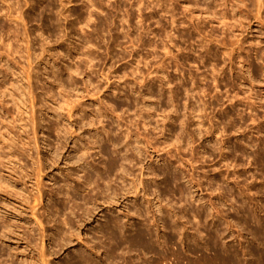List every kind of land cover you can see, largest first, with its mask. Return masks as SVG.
I'll list each match as a JSON object with an SVG mask.
<instances>
[{
  "label": "rangeland",
  "instance_id": "rangeland-1",
  "mask_svg": "<svg viewBox=\"0 0 264 264\" xmlns=\"http://www.w3.org/2000/svg\"><path fill=\"white\" fill-rule=\"evenodd\" d=\"M0 53V264L258 263L264 0H0Z\"/></svg>",
  "mask_w": 264,
  "mask_h": 264
},
{
  "label": "bare ground",
  "instance_id": "bare-ground-1",
  "mask_svg": "<svg viewBox=\"0 0 264 264\" xmlns=\"http://www.w3.org/2000/svg\"><path fill=\"white\" fill-rule=\"evenodd\" d=\"M259 2V1H258ZM18 6V5H17ZM14 9V8H13ZM13 9H11V10H13ZM16 11H17V9H16ZM15 11V12H16ZM18 12H20V10H18ZM19 14V13H18ZM12 14H10V16H11ZM16 15V14H15ZM18 16V15H17ZM223 16V15H222ZM16 17V16H15ZM11 18V17H10ZM23 19V18H22ZM14 21V20H13ZM22 25V24H21ZM19 26V25H18ZM17 27V26H16ZM16 27H14V28H16ZM24 30V29H23ZM16 31V30H15ZM24 32H25V30H24ZM15 34V33H14ZM23 34V33H22ZM18 37V36H17ZM16 37V38H17ZM22 39V38H21ZM24 39V38H23ZM25 40V39H24ZM17 41V40H16ZM8 42V41H7ZM21 42V41H20ZM19 42V43H20ZM27 42V41H26ZM6 44V43H5ZM9 44V43H8ZM29 44V43H28ZM9 46V45H8ZM20 46V45H19ZM11 47V46H10ZM9 47V49H11V53H12V48L14 47H12V48H10ZM7 48V47H6ZM6 50H8V48L6 49ZM5 51V50H4ZM16 51H17V49H16ZM7 52H9V51H7ZM6 51H5V54L7 53ZM9 52V53H10ZM13 52H14V50H13ZM18 52V51H17ZM27 52V51H26ZM15 53V52H14ZM0 56H1V53H0ZM7 56V55H6ZM2 57V56H1ZM28 58V57H27ZM3 62V61H2ZM31 67V66H30ZM29 68V67H28ZM27 68V69H28ZM29 70V69H28ZM30 71V70H29ZM28 71V72H29ZM28 77V76H27ZM14 78H16V77H14ZM5 79V78H4ZM30 80V79H29ZM16 84V83H15ZM14 85V84H13ZM29 85V84H28ZM11 86V85H10ZM12 87V86H11ZM27 87V86H26ZM3 88V87H2ZM14 88V87H13ZM3 90H5V89H3ZM29 90V89H28ZM6 92V91H5ZM4 92V93H5ZM9 92V91H8ZM3 93V92H2ZM26 93V92H25ZM32 94V93H31ZM10 95L13 97V95H12V93H10ZM7 96V95H6ZM32 96V95H31ZM35 97V96H34ZM14 98V97H13ZM15 99V98H14ZM19 99V98H18ZM64 99H65V97H64ZM29 100H31V99H29ZM19 102V101H18ZM32 102H33V100H32ZM15 103H16V101H15ZM14 103V105L13 106H15L16 108H18L17 110H18V113H19V107H18V104H15ZM20 103V102H19ZM71 103V102H70ZM69 103V104H70ZM11 104V103H10ZM13 104V103H12ZM66 104H68V103H66ZM66 104H65V106H66ZM68 104V106H70ZM3 105V104H2ZM19 106H20V104H19ZM34 105H32V107H33ZM61 106V105H60ZM67 106V107H68ZM3 107H4V105H3ZM12 107V106H11ZM76 108V107H75ZM60 109H61V107H60ZM68 109V108H67ZM6 110V109H5ZM4 110V111H5ZM70 110H72V108H70L69 107V111ZM10 111V110H9ZM16 111V110H15ZM6 112L8 113V111L6 110ZM75 112V111H74ZM14 113V112H13ZM16 113V112H15ZM70 113V112H69ZM6 114V113H5ZM10 116L12 115V113L10 114V113H8ZM17 114V113H16ZM103 114V113H102ZM14 115V114H13ZM20 115V114H19ZM80 115V114H79ZM18 116V115H17ZM77 116V115H76ZM5 117V116H4ZM12 117V116H11ZM13 118V117H12ZM5 120V119H4ZM32 120V119H31ZM22 122V121H21ZM31 122V121H30ZM1 134V133H0ZM127 136V135H126ZM18 139V138H17ZM19 140H21V138L19 139ZM26 141V140H25ZM3 143H5V142H3ZM117 143V142H116ZM0 147H1V149H2V147L3 146H1L0 145ZM83 147V146H82ZM9 148V147H8ZM89 148V147H88ZM11 150V149H10ZM83 152H85L84 150H83ZM88 152V151H87ZM82 155H83V153H82ZM85 155V154H84ZM82 159V157L80 158V160ZM112 160H114L113 158H112ZM111 161V160H110ZM113 163V162H112ZM114 164V163H113ZM39 165V164H38ZM113 166V165H112ZM38 167V166H37ZM114 167V166H113ZM37 169V168H36ZM109 170V169H108ZM40 171V170H39ZM43 170H41V172H42ZM37 172V171H36ZM40 172H38V174H39ZM172 178H173V176H172ZM171 178V179H172ZM177 179V178H176ZM176 179H174V181H176ZM36 180V179H35ZM172 181H173V179H172ZM173 181V183H175ZM41 182V181H40ZM169 182V181H168ZM171 182V181H170ZM169 182V183H170ZM175 184H177V183H175ZM37 185H39V184H37ZM40 187V186H39ZM38 188V187H37ZM36 189V188H35ZM180 191H181V189H179ZM179 191V192H180ZM41 193V192H40ZM36 196V195H35ZM40 196V195H39ZM33 197H34V195H33ZM35 198V201H37V199L39 198H37V197H34ZM25 200V199H24ZM40 200V199H39ZM25 202V201H24ZM33 203H35V202H33ZM36 203H38V201L36 202ZM39 204V203H38ZM33 205H35V204H33ZM30 206V205H29ZM32 207V206H31ZM34 208H36V207H34ZM158 208V207H157ZM32 209H33V207H32ZM36 210V209H35ZM33 214H34V212H33ZM38 216V215H37ZM36 215H34V217H37ZM206 218V217H205ZM37 220H39L38 218H37ZM3 223V222H2ZM7 222H5V224H6ZM114 223V222H113ZM116 224V223H115ZM40 225V224H39ZM42 225V224H41ZM119 225V224H118ZM174 225V224H173ZM117 226V225H116ZM175 226V225H174ZM173 226V227H174ZM5 227V226H4ZM3 227V228H4ZM113 227H115V226H113ZM2 228V227H1ZM0 228V229H1ZM123 228V227H122ZM175 228V227H174ZM173 228V229H174ZM177 228V227H176ZM214 229V228H213ZM6 230H7V228H6ZM44 230V229H43ZM175 230V229H174ZM178 230V229H177ZM5 231V230H4ZM8 231V230H7ZM216 231H217V229H216ZM215 231V232H216ZM147 232V231H146ZM146 232H144V233H146ZM3 233V232H2ZM111 233V232H110ZM219 234V232H216V234ZM42 234V233H41ZM149 234V233H148ZM215 234V233H214ZM112 235H114L113 233H111V238H112ZM139 234H137L136 236H138ZM150 235V234H149ZM148 235V236H149ZM110 236V235H109ZM213 236H215V235H213ZM122 237V236H121ZM121 237L119 238V239H121ZM111 238H109V239H111ZM149 238V237H148ZM148 238H147V235L146 234H140L138 237H137V241H136V239H135V241L137 242V244L138 243H141V245H147V244H149V241H148ZM214 238V237H213ZM223 238V237H222ZM113 239V238H112ZM116 239V238H115ZM217 240L219 239V238H216ZM123 240V239H122ZM125 240V239H124ZM149 240H150V238H149ZM210 240V239H209ZM113 241V240H112ZM116 241H117V239H116ZM127 242V241H126ZM133 242V241H132ZM213 242H214V240H213ZM113 243H115V240L113 241ZM124 243V242H123ZM151 243V242H150ZM163 243H164V241H163ZM216 243V242H215ZM214 243V244H215ZM120 245V244H119ZM125 245V244H124ZM139 246H140V244H138ZM116 246V245H115ZM114 246V247H115ZM118 246V245H117ZM114 247H112L113 249H114ZM115 249L117 250V247H115ZM3 250V249H2ZM4 251V250H3ZM115 251V250H114ZM195 252V251H194ZM110 253H115V252H113V250H112V252H110ZM164 254V253H163ZM163 254L161 253L160 255H162V257L159 255V257L160 258H158L157 260H160L161 258L163 259ZM113 255H115V254H113ZM113 255H112V257H113ZM157 255V256H158ZM111 256V255H110ZM176 257H177V255H175ZM259 256V257H258ZM44 257V256H43ZM174 257V256H173ZM257 257H258V263H256V264H264V253H263V255L262 254H259V255H257ZM115 258H116V256H115ZM164 258H166V257H164ZM200 258H202V257H200ZM209 258V257H208ZM77 259V258H76ZM89 259V258H88ZM179 258H177V260H178ZM176 260V259H175ZM180 260V259H179ZM74 261H75V259H74ZM201 261V260H200ZM204 261H206V260H204ZM209 261V262H208ZM41 262V261H40ZM88 262L89 261H87L86 259H85V257L84 258H80L79 257V259L78 260H76L75 261V263L74 264H88ZM158 262H160V261H158ZM203 262V261H202ZM202 262H200V264H202ZM31 263V262H30ZM34 263V262H33ZM205 264H234V262L228 257V256H224V254H223V251H222V253L220 252H215L214 251V253L212 254V256H211V258L208 260L207 259V263L206 262H204ZM203 263V264H204ZM32 264V263H31ZM43 264V263H42ZM44 264H45V262H44ZM47 264V263H46ZM153 264H157V262L156 263H153ZM176 264V263H175Z\"/></svg>",
  "mask_w": 264,
  "mask_h": 264
}]
</instances>
